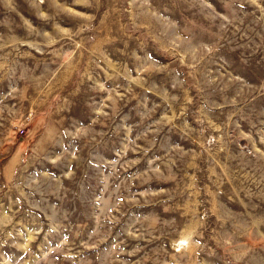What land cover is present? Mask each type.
<instances>
[{
	"label": "rangeland",
	"instance_id": "obj_1",
	"mask_svg": "<svg viewBox=\"0 0 264 264\" xmlns=\"http://www.w3.org/2000/svg\"><path fill=\"white\" fill-rule=\"evenodd\" d=\"M0 264H264V0H0Z\"/></svg>",
	"mask_w": 264,
	"mask_h": 264
}]
</instances>
